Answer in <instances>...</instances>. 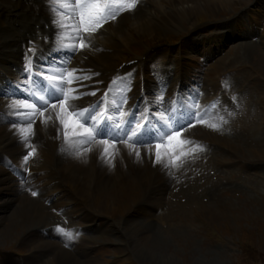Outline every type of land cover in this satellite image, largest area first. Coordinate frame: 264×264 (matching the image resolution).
Returning a JSON list of instances; mask_svg holds the SVG:
<instances>
[{
  "label": "rangeland",
  "instance_id": "obj_1",
  "mask_svg": "<svg viewBox=\"0 0 264 264\" xmlns=\"http://www.w3.org/2000/svg\"><path fill=\"white\" fill-rule=\"evenodd\" d=\"M197 1L200 5L197 10L203 14L205 13L208 18L202 21V23L200 22V25L203 23H211L212 20H216V22L227 21L228 17H231V20L234 18V15L237 14H239V16L246 15V22L249 21L250 23L251 18L257 23V30L255 29L252 31L254 34L251 35V38H245L246 35L241 31L245 30V18H240L238 22H236L237 20L233 22L228 20L229 22L223 23V25L222 23L218 24L222 26L226 36L232 32H237L238 34H242V38H236L234 41L229 42L226 38L222 37L221 34L219 36L220 38L214 41V48H226H222L217 55H215V53L214 55L212 53H209V55L205 52L203 53L202 50L196 48V43L192 40L200 39L206 41L212 37L211 33L213 32V28L209 27V25H199L200 27L198 26V30L194 29L196 31H193L189 27V18L185 17L182 19L176 14H174V19L172 18L174 20L173 24L171 22H166L163 26L161 25L163 22L158 23V25L161 26V30H166V32L163 33L164 37L162 40L164 41L159 43L160 45L158 46L160 51V53H158L159 55L165 56V59L169 55H179L180 58L181 56L184 58L183 53H187L196 58L189 61L191 67L189 66L188 69L183 65L186 73L185 80L192 81L195 85H192L195 87V91H197V88L203 93L207 90H209L207 92L216 90V94L214 92H210V94L223 95L230 87L236 90V82L239 84L238 86L240 89L238 91L228 92L227 95L229 98L228 101H226L227 103L222 98L219 103L220 105L216 103V106L214 105L212 107L218 109L220 113L219 118H207L205 122L198 123L194 127L185 129L187 130L186 132H193L198 135H203L204 129H213L219 132L220 134L205 131V133L209 135L205 139L201 138L197 144L207 148L211 146V149L215 148L219 150L221 152L219 156H228L227 154L229 153H223L222 151L221 145L223 142L229 147L237 149L234 156L238 162L229 168V170L232 171V173L229 174L231 178H228L226 183H223L215 180H218L219 177H224L222 178L224 181L225 178H227V175L222 173L224 168L213 173L215 169L213 170L210 165H207L209 161V159H207L208 157H204L203 153H201L200 159L203 160L201 169L203 166H206V170L210 177L213 178V181L212 178H209L206 182L207 187L200 185L202 190L204 189L203 192L207 194L201 192L199 197H197L199 186L194 185L189 189L190 191L186 188L188 187L189 175H191H188V173L192 172L194 176H199L200 171L197 169V165L194 164L186 167L187 163H182L183 157L181 158L178 153L173 154L171 151L170 154L173 155L168 156V150L166 159L170 163L171 168L168 171V175H163V173L160 174V172L159 175L157 174V176H155L159 184L155 183L156 180L152 181L153 178L139 181V184H135L131 179H128L127 184L116 185L115 183V186L114 181L111 180L110 184L112 183V187L115 188V193L113 194L114 196L111 194L109 198H105L104 202L112 203L113 201L114 209H102L99 205V207H96V201L94 200L85 201L86 204L89 203L87 205L91 208H88L92 210H104V216L93 217L95 222H93L94 225L92 228L83 230V234L80 238L75 237L72 239V242L78 243L79 246H75L74 249H67L73 255H75V251L76 255L80 256L81 260H84L82 264H264V109L260 108L261 105H264V99L261 97V94L264 92V0ZM246 5L248 8L243 9ZM246 11L248 13H246ZM162 27H164V29H162ZM225 28L228 29L225 30ZM175 30L179 32V38L185 41L184 43H180L179 41V45L182 44L179 49L177 48L178 44L169 42L173 41L172 39L175 38L173 33ZM185 35L187 36L185 37ZM151 38L152 37L139 38L137 41L131 43V46L124 48L123 52L128 51L129 53L127 54H130L131 57H138L141 55L143 49H145L146 43H150ZM217 40H221V42ZM189 41L193 42V47L195 46L196 50L198 49L202 52L201 55H197V52H194L195 49H189ZM219 43H221V46H219ZM177 52L178 55H176ZM203 56H205V59H203ZM162 59L163 57L160 58L158 56L155 58V60L158 61L157 64L162 62ZM226 61H228L226 68L229 66H231V68L228 69V73L224 72V74H220L223 72L222 66ZM168 64L169 62H164L161 63L160 66L170 69ZM152 65L153 63H150V66ZM248 71H251V77ZM224 75H227V77H223ZM187 76L189 77L187 78ZM216 76L223 81L218 80ZM192 78H194V80ZM189 86H191V84ZM221 87L226 88L223 93L219 92ZM240 90L241 93L237 94ZM166 91L167 89L164 91L161 90L163 94ZM133 93H130V96ZM168 93H165V95ZM230 97H232L234 105L236 104V106L231 104L229 101L231 99ZM246 98H248L247 102L244 101ZM230 105L232 106L229 108L230 111L226 112ZM249 111H252V115H247ZM235 113L237 114V119L233 117L234 120L232 123L229 122L222 125L225 118L233 116ZM247 122L252 126L250 129L254 131L253 134L241 130ZM212 125H216L218 130L214 129ZM251 130L250 132H252ZM225 138L231 140V142H228ZM217 145H219V147ZM181 147L183 148V146ZM119 150H123L127 153L130 152V149L125 150L123 147H120ZM179 150L182 152L181 148H179ZM114 151L115 149H113V152L111 150L108 151V162L105 165H107L109 174H111V177L113 176L115 180L116 176H118L117 180L120 177L118 171L115 170L118 169V162L120 164L122 163L121 165L124 171L126 170L127 172H124V174H127L129 177H131L129 171L131 162H134L137 166H145V159L147 158L145 153H140L139 158L133 155L135 160L130 162L125 159V155H123L122 151H115L116 153ZM131 151L151 152L152 148L144 147L143 149L137 150L131 149ZM160 151L162 155L164 147H162ZM151 155L150 153L149 158ZM181 155L183 154L181 153ZM173 157H178L175 164L184 166L185 170L182 168V171H185V173L182 172V174H178V172H174V165L171 161ZM192 158L193 156L190 153L188 160H192ZM241 159L242 162L240 161ZM244 159L247 160L245 161ZM244 161L246 163H244ZM111 170L113 171L111 172ZM96 186L97 182L93 188ZM221 189L222 192H219ZM21 191L22 189L17 193L19 194ZM181 193L184 194L181 195ZM191 193L194 194L191 195ZM200 195L208 201L213 200L210 201V203L215 205V214L210 212L214 210L209 211L203 205ZM0 198L4 199L5 196ZM213 198L218 201V203H216ZM196 200L200 201L197 202ZM161 201H164V204H162L164 207L162 208L161 206L158 208ZM75 202L77 201L75 200ZM158 202H160V204ZM165 202H168V204ZM3 203L6 204L5 202ZM17 204L18 201L9 203L8 206H6V210L13 211ZM223 204L225 205L224 207ZM72 205H74V203ZM192 205H194V208H198L199 206V208L205 209L203 214L201 212L199 213L200 216L198 218L193 215L196 212L192 213L191 211ZM132 208H139L141 211L137 209V212L132 213ZM19 211L24 214L22 209ZM77 213H79L78 210L72 211V214L77 215ZM231 213L234 214V216L230 215ZM19 218H21V216H19ZM61 218L62 217H57L55 221L58 223V220ZM12 220L15 221L16 218L13 217ZM61 220L59 221L60 223H62ZM13 221L12 223L10 221L11 228L6 232L7 234L0 235V264H18L23 257L25 259L28 257L29 264H61L58 260L56 263L55 261L47 259V254L49 255V252L54 248H49V252L47 251L48 248L43 249L45 251L43 252L42 248L45 247L37 246L40 236L39 234L37 236L35 235V232H37L36 229H34V232L32 230L30 231V228L26 226L24 223L25 220H22V218L19 224H14ZM76 222H81V220H76ZM8 223L7 214L4 219L0 217V229L5 227ZM83 224L84 223L81 225ZM129 229L131 231H137L136 235L134 236L131 234ZM58 232L60 233V231ZM144 237L146 239H144ZM67 242L68 241H61V246L64 248V244H67ZM81 245L87 249L86 254L82 253L83 249ZM34 246L38 248L34 249ZM31 249L35 250L33 254H41L43 252L45 255L43 254L44 256L42 255L43 257H41V259L36 257L37 260L34 262V255H31V251H29ZM9 259L10 263H7L6 260Z\"/></svg>",
  "mask_w": 264,
  "mask_h": 264
},
{
  "label": "bare ground",
  "instance_id": "obj_2",
  "mask_svg": "<svg viewBox=\"0 0 264 264\" xmlns=\"http://www.w3.org/2000/svg\"><path fill=\"white\" fill-rule=\"evenodd\" d=\"M136 5L137 6L134 9L125 10L116 19L104 24L103 27L99 28L94 33H80L82 38H86L85 42L88 46L83 51H76L75 55L72 56L69 70L75 68L83 70L79 73L84 74L81 78L83 84L87 85V87L83 88L81 91L82 93L88 94L83 95L82 98L70 101L72 108L75 109L78 107H82L94 101L104 91L108 81L112 77L127 72L131 68V65H128V61L132 60L134 57H131L130 54L128 55V51L123 52V49L131 46V43L137 41L139 38L142 39L145 37L152 38L150 40V43H146L145 49H143L141 55L138 56V61L136 62V64H134L138 68V84L136 85V83H132L131 89L130 87L128 88V91L130 89V92L128 94L129 96L130 93L134 92L131 95L130 104H132L136 100V97L141 93V87H144V91L146 92L150 100V106L154 109V111H156V108H163L168 103L169 98L167 97V95L173 94L178 86L180 87V90H184L185 88H182V84H191L190 88L193 92L192 94L195 95L196 92L198 94L199 89L197 88V91H195V87L192 86L194 85L192 81L185 80L186 73L183 66L185 65L186 69H188V67L190 66L189 61L196 59L194 56L188 55L187 53H183L184 58H182V56L180 58L176 57L175 55H169L166 59L164 57L162 59V62L156 64V68H152V70H149V72L146 66L143 65L152 57L151 51L159 46V43L164 41L162 40L164 37L163 33L166 32V30L164 29V27H162V29L164 30H161V26L158 25V23L163 22V24H161L163 26L166 24V22H171L173 24V19L175 16L174 14L181 17L182 19L188 17L189 27L193 31L198 30V28L203 24L214 26L213 34L215 33V36L213 38L206 41L200 39H192L196 43V48L202 50L203 53L205 52L208 55L209 53H212L213 55L215 53V55H217V53H219L222 48H226H214V41L220 38L219 36L221 34L222 37L226 38V40H228L229 42L234 41L236 38H242V34H238L237 32H232L227 36L224 34L222 26L218 24L222 23L223 25V23L229 22L228 20L219 22H216V20H212L211 23H203L202 25H200L202 21H205L208 18L205 13L203 14L197 10L200 7L197 0H136ZM247 5L245 6V9L248 8ZM69 8V0H0V83L4 78L3 75L5 73L13 77L15 75L18 76V73L16 72L19 64L21 63L23 50H26V46H32L34 42L40 44L41 41H36L37 37L41 36L47 38L51 36L52 38L53 36H56L58 39L64 42L61 43L60 46H70V44L74 45L79 42L74 39L77 31L74 19L64 13V9L69 10ZM239 20L240 19H237L236 22H238ZM53 21H55V24L52 23ZM35 24L39 25L38 28L34 27ZM45 25L47 26V28H45ZM244 25L245 30L241 31L246 35L245 38H251V35L254 34L252 31L255 30V28H253L251 22H246V18ZM227 29L228 28H225V30ZM173 33L175 38L172 39L173 41L169 42L178 44L177 48L179 49L180 45H182H179V41L180 43H184L185 41L179 38L178 31L175 30L173 31ZM217 41L221 42V40ZM49 43H51V41ZM24 44H26L25 47ZM188 45L189 49H195V46L193 47L192 41H189ZM219 46H221V43H219ZM198 49H195L194 52H197V55H201L202 52ZM203 59H205V56H203ZM228 61H226L222 66L223 72H221L220 74L229 72L228 69H230L231 66L226 68V66L228 65ZM164 62H169L168 66H170V69H167L166 67L162 68L160 66L161 63ZM9 64L15 66L16 69L14 71L12 69L10 70L8 67ZM172 70H174V73H176V79L173 82ZM248 74L251 77V71H248ZM188 77L189 76H187V78ZM223 77H227V75H224ZM192 79L194 80V78ZM217 79L222 80L219 79V77H217ZM238 85L239 84H237L236 82V90H233V88L230 87V89L225 92L224 90L226 88L221 87L219 92H224L223 95H215L217 91L213 90L215 94H211L206 98V100H203V104L205 105L208 103V101L214 100L215 97L213 95H215L218 99L223 98L225 102L228 101V92L238 91L240 89ZM163 88L167 89L165 93H170L166 95L165 93L163 94L161 92ZM97 89H99L100 91L97 92L96 96L90 94ZM207 91L205 93H209ZM240 93L241 90L237 94ZM232 97H230V102H234ZM261 97H263L264 99V92L261 94ZM247 99L248 98H246L244 101L247 102ZM230 107L232 106L230 105L226 112L230 111ZM260 108L264 109V105H261ZM4 111H7L8 113H4L1 115V113ZM22 111L26 112L23 113ZM57 111L58 110L48 109L45 112L44 116H39L36 118L32 128H28L27 123H29V121L27 118V114L29 113V111L24 109L23 105L18 106L17 100H10L0 96V156L4 154L8 159L12 160L14 163L13 165L17 166V168H15L17 172L22 173V171L26 169H29V171L32 172V175L27 178V180H23L22 178L17 177L14 174L15 172L12 170V168L4 165L0 160V197L5 196L4 199L0 198V217H3L4 219L7 214V221H9V223L5 227L0 229V235L7 234L6 232L11 228L13 217L16 218V220L13 221L14 224H19L20 219L22 218V220H25L24 223L26 224V226L30 228V231L32 230L34 232V229L37 230V232H35V235L37 236L39 234L40 236L37 246L45 247L42 248L43 252H45L43 249L48 248V251L49 248H54L52 251H48L49 255L47 254V259L55 261L56 263L58 260L59 263L61 262V264H82L84 260H81V257L77 256L75 251V255H73L69 250H67L69 248L74 249L75 246H79L78 243L76 244L74 242H71V240H67V244H64L65 249L61 246V241H64L62 237H60L59 234L56 233V230L58 229V223L55 220L57 219V217H63L65 215V217L69 219L68 222H71L69 223L70 225H67L66 228H68L69 226L71 227L75 224L74 221H76V217L80 218L81 220H87L88 216L91 214L93 216H103L104 210H90L89 208L85 207L83 203H81V201L94 200L96 201V207L100 206V208L102 209L113 210V201L112 203L104 202L105 198H109L111 194L113 195L115 193V188L112 187V183L110 184L111 180L114 181V185L115 183L116 185H125L128 183V179H131L133 182L139 181L141 179L145 180L150 175V173H157L158 170V175L160 172V174L163 173V175L165 173H168L171 167L170 163L166 159V153L168 150L167 155H169L171 149L164 148V152L161 155V161L158 163V165L160 164V166H163V168L159 169V167L156 165L152 166L149 160H145V166L143 167L137 166L134 163L132 166H130L129 170L131 177L127 176V174H124L126 170L124 171L121 165L122 163L120 164L118 162V169L115 170L118 171L120 177L117 180L118 176H116L115 180L113 176L111 177V174H109V171L107 169V165H105L108 162L107 157L109 153H105V147L108 148V151L111 150L112 152L113 149L119 151L120 147H123L125 150H137L143 149L144 147L138 148L127 144L114 145L111 143L106 145L102 142V140L86 143L82 139L73 137V135L71 134V130L69 131L68 138L65 139L64 130L59 125L56 119ZM219 115L220 113L218 109L212 108L211 114L208 115L209 117L205 118H219ZM247 115H252V111H249ZM233 117L237 119V114L235 113L233 116L225 118L222 125H225L229 122L232 123L234 120ZM251 127L252 126H250L249 122H247V124H245L241 130L253 134L254 131L250 129ZM57 130H59V134H57ZM206 130L207 129L204 130V133ZM250 130L252 132H250ZM186 131L187 130H184L183 133L187 134V137L189 136L190 139H197L199 137L202 138L201 135ZM208 135V133H205L204 137H207ZM181 140L182 135L179 138L180 142ZM226 140L231 142V140ZM179 144L180 143H177L174 147L176 148ZM186 145L187 146L184 149V152L186 153H190L192 151L191 147H194L195 149L198 148V146L195 145L189 146V143ZM223 146H226L232 150L231 151L224 149L225 151L222 150L223 153H235L237 150L233 149V147L227 146L226 144H223ZM150 148H152V150H156L155 146H150ZM173 151H171L173 154H176L175 152L177 151L181 152L179 148L174 152ZM218 151L219 150H216L215 148L213 150L211 149V155L209 156L208 165H212L214 168H218L221 165L229 166L236 163V160L230 155L231 153L227 154L228 156H221V159H216V157L218 156ZM28 152H33V155L30 156L25 162L24 156H26ZM184 152L182 150L181 153ZM181 153L179 154L181 155ZM212 156L215 157L216 162L214 159H210ZM180 157L182 158V156ZM224 157L226 158L224 159ZM195 159H198L197 155L195 156ZM173 165V169L175 170L174 172H179L180 174L183 167L178 166L175 163H173ZM197 165H199V163H197ZM199 168L201 170V166H199ZM112 171L113 170H111V172ZM189 174L190 173H188V175ZM31 178H33V182H30ZM209 178L211 177L206 173V168L202 167L199 177L194 176L192 177V179H190L189 175V182L187 183L188 187L186 188H188L189 190L194 185H202L203 187H207L206 182ZM132 181L130 182L133 183ZM96 182L97 186L93 188ZM155 183L159 184V181L156 180ZM21 189L22 191L18 194L17 192H19ZM33 191L37 192V195L35 197L31 194ZM202 191H204V189ZM182 194L184 193H181V195ZM192 194L194 193H191V195ZM50 196L52 197L51 199ZM197 197H199V193ZM75 200H79V203L76 202L75 205L71 208L65 206L69 203L74 202ZM2 201L6 204H4ZM15 201H18V204L15 206L13 211L6 210V206H8L9 203ZM196 201L199 202L200 200ZM158 203L160 204V202ZM162 204H164V201H161V204L158 208H160L161 206L163 208L164 206ZM166 204H168V202ZM80 205L83 206L80 207ZM57 207L59 209L61 207L68 209H63L62 212L57 213L55 212V210H59ZM75 208H78V210H80V217H78L77 215H72L71 209ZM198 208H192V213L196 212L193 215H199L201 211ZM20 209L23 210L24 214L19 211ZM137 209L140 210L139 208H132L131 212L135 213L137 212ZM230 215L234 216V214L232 213ZM19 216H21V218H19ZM82 229H86V227H83ZM136 233L137 231H131V234H133L134 236L136 235ZM144 239L146 238L144 237ZM33 248L37 249L36 246H34ZM81 248L83 249L82 253L86 254L87 249L84 246H82ZM29 251H31V255L35 253V250L33 249ZM43 252L41 254H33L34 262L37 260L36 257L41 259V257L45 255ZM6 261L7 263H10V259ZM18 264H29L28 257L27 259L23 257Z\"/></svg>",
  "mask_w": 264,
  "mask_h": 264
},
{
  "label": "snow or ice",
  "instance_id": "obj_3",
  "mask_svg": "<svg viewBox=\"0 0 264 264\" xmlns=\"http://www.w3.org/2000/svg\"><path fill=\"white\" fill-rule=\"evenodd\" d=\"M136 7V0H127V9L132 10ZM76 8L79 9V26H76L77 31L74 39L79 41V43L74 44L72 47L65 49L72 55H75L76 51H83L88 45L85 42L86 38H82L79 32V28L82 27L83 32L87 34H91L98 30L99 28L103 27L102 21H106L107 19H115V15L108 11L107 5L105 4L103 7L101 6L100 0H76ZM55 24V21L52 22ZM47 41V38H46ZM31 43V42H29ZM31 51V49H29ZM37 57L33 55V60L35 61ZM46 61V58H45ZM49 65L47 62L41 63L40 68H33L31 72L27 66L24 68L25 78L28 81H33L36 74H40L41 70H43L42 78L50 82V87L55 89V91H50L49 89H44L47 92V98L45 96H40L39 101L41 102L39 105L33 104L29 102V97L34 98L33 94L29 93L28 97L18 99L17 104L23 105L24 109H31L32 112L29 114V121H32V117L39 113L40 116H44L45 112L48 109L58 110L56 119L59 125L64 130V138L67 139L69 136V131L71 130V134L74 137L84 138L85 142H91L98 137H104L108 135L106 128L108 127L107 122H112V127L114 130H117L119 134H115V132L110 136V139L102 140L104 144L111 143H118L120 141H124L125 143L135 146L141 144H148L155 142V160L154 164H158L161 161V148H174L172 144L173 141L180 143L179 137L182 135L184 129L188 127H194L197 122L194 119L195 113L190 114L186 119L181 120L177 126L172 127L169 131H164L163 135L167 137L168 144L165 145L159 142L158 137H149L145 135V130L148 129L151 131L152 121L145 120L144 116L142 115L140 119L135 121V126H132V121H127L125 125H120L115 123V118L111 115H105V112H99L96 115L92 113L95 111L94 108H85L83 110L73 111L70 101L75 98H82L83 95L88 93H82V89L86 88L87 85L83 84L81 76L78 74L79 72L83 71L80 69H73L72 71L65 73H61L59 77L48 75L47 70ZM98 75V74H97ZM54 81H58L57 83H52ZM67 85V89L61 87V85ZM100 90L97 89L96 91L91 92L90 94L93 96L97 95V92ZM57 93H62V96L57 95ZM104 96H107V92L103 93ZM128 101L125 100L124 103ZM150 103V102H149ZM118 111H122V109H117ZM139 108H135L133 110V115L135 111H138ZM107 111V109H105ZM150 111V110H149ZM144 120V123L140 121ZM89 121L92 122V126L89 127ZM33 123H27L28 128L33 127ZM214 129H217L216 125H212ZM218 130V129H217ZM157 131H161L157 129ZM131 132V135H129ZM57 134H59V130H57ZM125 137L127 139L125 140ZM105 153L108 152V148L105 147ZM137 158L140 157V152L137 151L136 153ZM33 155V152H28L26 156H24L25 162L28 160L30 156ZM178 159V157H173V163ZM32 196H36L37 192L33 191Z\"/></svg>",
  "mask_w": 264,
  "mask_h": 264
}]
</instances>
